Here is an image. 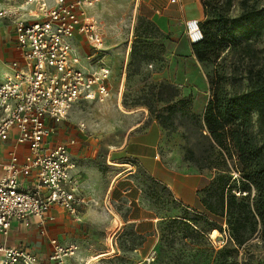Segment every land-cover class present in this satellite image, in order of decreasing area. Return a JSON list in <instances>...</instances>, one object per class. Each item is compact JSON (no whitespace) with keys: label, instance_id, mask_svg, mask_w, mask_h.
Listing matches in <instances>:
<instances>
[{"label":"rangeland","instance_id":"1","mask_svg":"<svg viewBox=\"0 0 264 264\" xmlns=\"http://www.w3.org/2000/svg\"><path fill=\"white\" fill-rule=\"evenodd\" d=\"M226 1L202 0L207 4L208 12L211 2ZM230 1L232 16L252 7L264 9V0ZM142 2L100 0L94 8L92 15L104 34L113 68L111 96L104 102L75 104L67 118L53 128L51 144L75 138L76 143L85 147L82 156L73 155L78 171H83L82 167L99 171V177L92 178L91 183H87L84 175L81 177V187L90 199L82 221L58 209L60 231H63L61 242L79 248L69 263L85 264L90 260L91 264H264V240L259 231L252 234L250 228L244 232L246 240L241 246L230 241L225 248H219L224 234L218 228L186 239L182 224L167 220L159 225L157 241L155 232L152 233L145 250L150 253L145 254L139 251L145 238L135 232L134 226L113 221V212L124 216L127 205L124 199H117L110 180L124 169L121 161H135L137 168L135 158L126 157L123 148L130 138V128L141 121L143 114L147 116L146 121L135 132L141 134L154 122L159 124L161 159L165 169L170 170L166 172L198 171L202 187L218 173H225L211 166L215 163V150L204 128V111L211 94L207 76L212 74L215 65L197 59L193 44L178 26L174 25L170 32L164 33L154 23L149 24L139 8ZM204 20V15L199 18L200 23ZM8 34H11L10 26L0 22V40H6ZM253 48L256 54L252 64H256V69L264 70V33ZM237 58L242 64L247 61L244 55ZM229 61L231 64L230 58ZM242 81L247 83L245 77ZM138 109L141 112L135 114ZM81 123L86 126L84 130ZM230 174L233 178L238 177L236 171H230ZM144 175L145 185L155 192L148 191V196L158 211L174 213L173 195L161 186H155ZM242 195L244 193H237L238 197ZM224 225L227 224L224 222L222 229ZM36 232L40 234L38 229ZM152 244H155L154 249L150 250ZM108 248L113 249L110 255L93 257L107 252Z\"/></svg>","mask_w":264,"mask_h":264},{"label":"built area","instance_id":"2","mask_svg":"<svg viewBox=\"0 0 264 264\" xmlns=\"http://www.w3.org/2000/svg\"><path fill=\"white\" fill-rule=\"evenodd\" d=\"M99 2L0 0V22L10 26L19 55L0 57V239L15 222L43 226L54 206L81 220L82 208L89 204L75 174L71 147L76 139L53 145L51 137L75 104L104 102L111 96L108 49L91 14ZM185 31L191 44L204 40L198 19L187 20ZM80 39L89 52H83ZM134 162L124 163L136 166ZM223 234L219 248L229 240L225 229ZM51 244L52 264H65L78 249L58 238ZM0 264H41V258L27 246L0 240Z\"/></svg>","mask_w":264,"mask_h":264},{"label":"trees","instance_id":"3","mask_svg":"<svg viewBox=\"0 0 264 264\" xmlns=\"http://www.w3.org/2000/svg\"><path fill=\"white\" fill-rule=\"evenodd\" d=\"M200 3L205 16L201 22L204 40L192 48L200 62L215 65L207 76L211 94L204 128L215 150L211 166L225 173H218L198 190L197 207L182 209V219L169 220L182 224L186 239L218 228L229 235L221 248L230 241L241 246L248 228L252 234L259 231L264 240V70L252 64L253 44L264 33V9L252 7L232 16L230 0L211 2L210 12L205 2ZM241 55L247 59L245 64L237 58ZM244 77L247 83H243ZM230 171H236L238 177L233 178ZM152 183L157 184L153 179ZM237 193L244 195L238 197ZM173 200V208H179ZM224 222L228 227L222 229Z\"/></svg>","mask_w":264,"mask_h":264},{"label":"crops","instance_id":"4","mask_svg":"<svg viewBox=\"0 0 264 264\" xmlns=\"http://www.w3.org/2000/svg\"><path fill=\"white\" fill-rule=\"evenodd\" d=\"M99 3L94 8H97ZM94 8L92 11H94ZM139 8L141 14H143L148 20L152 21L161 32L168 33L172 30L173 26L176 25L180 28L186 39V21L189 19L199 20V18L203 17L200 0H179L175 3H172L170 0H143V2L140 3ZM80 40L83 52H89V47L86 46L82 39ZM0 57L3 59H16L19 57L14 43L10 40V34H8V38L6 40H0ZM108 61L112 68L109 56ZM134 112L136 114L141 112V110L138 109ZM146 118L147 116L143 114L141 121L136 122V124L130 128V138L123 148L125 152L124 155L126 157L135 158L138 163L137 168L132 165L123 164L124 162L121 161V165L124 166V169L117 172L110 180L111 189L115 188L116 190L117 199H124L127 205L124 216L119 212L116 214L113 212V215L115 216L113 221L117 222L119 225L132 224L135 228V232L145 238L143 247H140V252H145L146 248H148V243L152 238V233L155 232V241L158 240V236L160 234L159 225L161 222L169 219H182V209H188L190 211L197 207L198 190L203 184L198 171L195 172L197 174L185 172L172 174L170 172H166L170 170L167 168L165 169V165L161 159V128L159 124L154 122L147 130H145V132L141 134H137L135 132L143 126ZM78 140L79 139L77 137V141ZM62 141H65V139ZM78 143L71 147L72 156H82V154H84L85 147L83 144ZM0 150L1 154L2 147H0ZM2 157L3 156L0 155V158ZM80 170L75 171V174L79 179V183H81V177H83V175L88 179L87 183H89L90 180L92 181V178L99 177V171H89L87 167H82L83 171ZM143 175H147L150 181H152V179L156 181L157 184H154L155 186L166 187L171 195H173V199H175L180 205L179 208L173 210L174 213L165 214L160 210L158 211L155 202L148 196V191L151 192L152 190V193L155 192L152 188L149 189V186L145 185L146 183L144 182L146 180L143 178ZM81 190L87 199H89V197L84 193L82 187ZM89 205L90 199L88 206ZM88 206L82 208L81 221L88 210ZM58 209L60 210L61 208L54 206L48 212L46 217L47 220L43 226L38 225L36 222L30 227H26L18 222L13 223L10 234L6 238H2L0 240L9 246H27L40 256L41 264H52L48 261V257L53 248L51 239L58 238L60 242L63 240V231H60L61 216ZM42 228L46 230L45 233H42ZM36 229L39 230L40 234L36 232ZM109 242L112 241L110 240ZM154 245L155 244L151 245L150 250L154 249ZM112 251L113 249L111 250L108 248L107 252H102L93 257H104L110 255ZM78 252L79 248L78 251L75 252V255H77ZM148 253H150L149 250L145 252V254ZM74 256L67 258L65 264H70L69 262ZM85 264H91V261L87 260Z\"/></svg>","mask_w":264,"mask_h":264}]
</instances>
